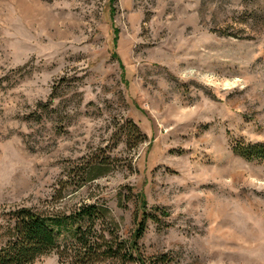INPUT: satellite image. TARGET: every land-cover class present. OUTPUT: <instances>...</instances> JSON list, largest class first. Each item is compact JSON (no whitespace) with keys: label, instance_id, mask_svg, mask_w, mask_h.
Instances as JSON below:
<instances>
[{"label":"rangeland","instance_id":"1","mask_svg":"<svg viewBox=\"0 0 264 264\" xmlns=\"http://www.w3.org/2000/svg\"><path fill=\"white\" fill-rule=\"evenodd\" d=\"M240 141L264 142V0H0V246L18 207L106 202L128 240L145 202L146 256L264 264Z\"/></svg>","mask_w":264,"mask_h":264},{"label":"trees","instance_id":"2","mask_svg":"<svg viewBox=\"0 0 264 264\" xmlns=\"http://www.w3.org/2000/svg\"><path fill=\"white\" fill-rule=\"evenodd\" d=\"M137 133L139 129L133 126ZM234 151L247 160L264 161V142L240 141ZM109 162L90 163L84 183L107 175ZM162 210L156 208L155 211ZM164 215H168L163 211ZM8 230L0 246V264H34L41 257L57 251L60 259L72 264H172L173 258L163 253L146 256L140 240L149 220L159 221L157 213L142 202L137 226L125 240L106 202L85 203L71 213L52 212L35 207H18L9 214ZM64 237L65 244L60 242Z\"/></svg>","mask_w":264,"mask_h":264}]
</instances>
